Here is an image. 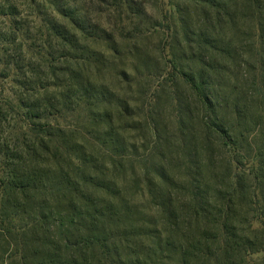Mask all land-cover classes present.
Returning a JSON list of instances; mask_svg holds the SVG:
<instances>
[{
    "label": "rangeland",
    "instance_id": "1",
    "mask_svg": "<svg viewBox=\"0 0 264 264\" xmlns=\"http://www.w3.org/2000/svg\"><path fill=\"white\" fill-rule=\"evenodd\" d=\"M13 19L28 67L16 75L5 62L6 53L21 56L22 38L0 44V143L25 121L11 101L44 94L25 95L15 82L54 84L57 73L75 94L69 63L99 101L76 105L61 123L101 186H87V196L119 215L106 228L121 259L176 264L186 238L217 233L228 209L246 243L234 264H264V0H0L1 35H15ZM49 23L67 29L75 58H64L69 48L61 51Z\"/></svg>",
    "mask_w": 264,
    "mask_h": 264
},
{
    "label": "trees",
    "instance_id": "2",
    "mask_svg": "<svg viewBox=\"0 0 264 264\" xmlns=\"http://www.w3.org/2000/svg\"><path fill=\"white\" fill-rule=\"evenodd\" d=\"M11 23L15 35L0 34V44L15 45L22 38L16 44L20 59L9 53L4 55L6 65H13L17 75L28 67L23 43L26 37L15 19ZM49 24L52 38L61 40V51L69 48L64 58H75L67 29L61 24ZM64 64L65 71H70L66 75L78 85L75 94L69 81H61L57 73H52L57 81L54 84L40 86V78L38 83L14 81L25 95L36 88L44 94L39 92L26 99L24 95H17L11 101V108L21 113L25 121L20 129L5 131L7 136L0 143V253L7 256L4 264H92L95 261L100 264H152L150 258L142 261L139 254L135 261L121 259L120 245L114 242V237L111 239L106 228L117 223L119 215L112 207L96 203L87 196L90 194L87 186H101L89 175L92 165L79 151L80 147L72 143L75 141L68 134L70 127L62 123L73 117L76 105L90 110L99 97L96 87L83 74L76 75L69 63ZM187 77L197 84L192 77ZM197 90L207 109L215 111L216 104L204 93L202 86ZM214 127L228 146L227 134L224 131L222 134L218 126ZM240 181L237 178L239 191L242 190ZM228 211H224L226 218L217 220L218 232L211 238L207 236L208 240L189 241L186 238V245L178 251L176 264H234L233 254L243 251L246 243L229 221ZM195 212L201 215L207 211L199 206ZM195 226L193 230L198 231V221ZM171 246L175 243H165L166 248ZM161 255L159 252L158 256Z\"/></svg>",
    "mask_w": 264,
    "mask_h": 264
}]
</instances>
